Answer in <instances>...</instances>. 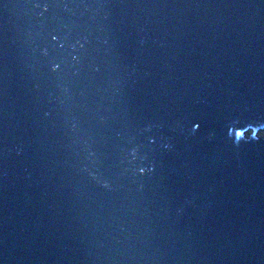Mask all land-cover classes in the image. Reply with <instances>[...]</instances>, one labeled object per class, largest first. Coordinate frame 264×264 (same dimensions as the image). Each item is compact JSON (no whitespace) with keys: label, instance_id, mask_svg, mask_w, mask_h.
<instances>
[{"label":"water","instance_id":"water-1","mask_svg":"<svg viewBox=\"0 0 264 264\" xmlns=\"http://www.w3.org/2000/svg\"><path fill=\"white\" fill-rule=\"evenodd\" d=\"M264 0H0V264H264Z\"/></svg>","mask_w":264,"mask_h":264},{"label":"rangeland","instance_id":"rangeland-1","mask_svg":"<svg viewBox=\"0 0 264 264\" xmlns=\"http://www.w3.org/2000/svg\"><path fill=\"white\" fill-rule=\"evenodd\" d=\"M260 136H263L264 137V131L263 132H259L258 133Z\"/></svg>","mask_w":264,"mask_h":264}]
</instances>
